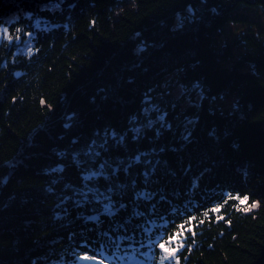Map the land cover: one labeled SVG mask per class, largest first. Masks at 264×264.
Instances as JSON below:
<instances>
[{
	"label": "trees",
	"instance_id": "16d2710c",
	"mask_svg": "<svg viewBox=\"0 0 264 264\" xmlns=\"http://www.w3.org/2000/svg\"><path fill=\"white\" fill-rule=\"evenodd\" d=\"M0 26L32 32L0 40V264H74L85 245L115 252L112 241L113 264H155L145 228L229 193L249 200L201 225L182 264H264V0H0ZM146 97L160 109L151 119L172 124L159 136ZM105 129L125 144L110 139L93 164L84 152ZM105 160L125 163L83 179Z\"/></svg>",
	"mask_w": 264,
	"mask_h": 264
},
{
	"label": "snow or ice",
	"instance_id": "6c2138e0",
	"mask_svg": "<svg viewBox=\"0 0 264 264\" xmlns=\"http://www.w3.org/2000/svg\"><path fill=\"white\" fill-rule=\"evenodd\" d=\"M189 10L191 11V9ZM23 37H28L30 39L32 37V32H24L21 28H14V30L10 31L8 27L0 26V40L7 41L9 45L14 41L23 40ZM24 42L27 43V41ZM35 51H38V49H34L32 47L28 48L29 54H32ZM194 87L199 88L200 85L196 84ZM200 98L203 99V91L200 92ZM145 103L149 105L142 110L145 119L147 120V127L151 128L154 124H158L159 128L156 132L157 136L160 135V128H172V124L167 123L165 119L168 115L167 112L156 115V119L153 121L149 114L160 113V109L158 106L152 103L150 98L146 97ZM137 123L138 118L133 116L130 120V124L134 126L129 130L133 133L132 139L134 140L139 139L142 132L141 126H135ZM191 124H193V121L187 120L185 133L181 134V138L185 142L190 141L192 133L191 131H188L187 125ZM96 136L100 138L101 142L97 144V141L93 139L91 144L88 145L87 151L84 152V155L92 160L93 164L95 163V159L101 156L102 151L107 152L108 147L111 146L110 139L115 145L123 146L125 144V136H118L117 132L114 130L110 132L108 129H105L102 136L99 132L96 133ZM73 143H75V141ZM160 151H163V149H160ZM145 155V153H140L139 155H136L134 159H129L127 166L123 168V171L127 173L133 164H140L141 157ZM77 163L80 164L82 162L77 161ZM124 163V161H120L117 167L113 168L112 165L107 160H105L100 164L99 171H91L88 175H85L83 179L86 181H91L92 179L98 177L109 179L108 173L105 171V169H111L112 176H115L116 173L120 171V166L124 165ZM144 163L148 165L152 164L150 160H145ZM61 170L62 169H53L54 172ZM154 171L155 167L153 166L150 170L143 173L146 181H149V177ZM133 185H135V181H133ZM118 187H123V185ZM89 191L92 190L89 189ZM109 191L111 192V189H109ZM136 198L137 200L150 202L153 199V194L148 191H141L137 193ZM108 199L110 200L111 197L109 196ZM161 199H163V197ZM222 199V203L214 204L210 208L203 206L196 207V205L191 201L189 204L185 205L183 209L172 208L170 216L175 217V219L161 215L159 218L162 223L155 224L153 222L152 228L144 229L148 243L145 245L143 242H141L140 247H148L150 250L154 249L155 264H182L183 253L185 251L190 252L196 242V236L198 235L197 229L200 228L201 225H204L207 220H211L213 216L216 220H224V217L219 215V213L229 200H237L240 204H245L249 200V197L246 195L243 197H240L239 195L233 196L229 193ZM112 207V205L105 206V211L109 214H112ZM120 207L124 208L125 205L121 204ZM255 207H257V203L253 202L248 207L243 208V211L248 212ZM150 211L153 215L157 214L156 206L154 204L151 205ZM133 215L142 217L144 214L142 212H134ZM92 219L96 218L92 217ZM189 239H191V243H189ZM112 247L115 248L116 251L111 254H106L107 245L105 244H101L96 251L90 250L87 245H85L81 248V250L74 253V264H113V261L122 260L123 257L118 254L120 251V244L116 241H112ZM183 258L187 259V257Z\"/></svg>",
	"mask_w": 264,
	"mask_h": 264
},
{
	"label": "rangeland",
	"instance_id": "374dc122",
	"mask_svg": "<svg viewBox=\"0 0 264 264\" xmlns=\"http://www.w3.org/2000/svg\"><path fill=\"white\" fill-rule=\"evenodd\" d=\"M228 103H231L230 101Z\"/></svg>",
	"mask_w": 264,
	"mask_h": 264
}]
</instances>
